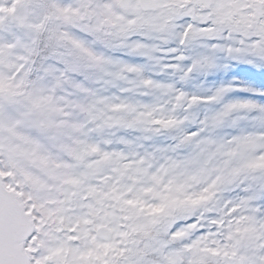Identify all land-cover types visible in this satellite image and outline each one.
Listing matches in <instances>:
<instances>
[{
  "label": "snow or ice",
  "instance_id": "1",
  "mask_svg": "<svg viewBox=\"0 0 264 264\" xmlns=\"http://www.w3.org/2000/svg\"><path fill=\"white\" fill-rule=\"evenodd\" d=\"M0 264H264V0H0Z\"/></svg>",
  "mask_w": 264,
  "mask_h": 264
}]
</instances>
